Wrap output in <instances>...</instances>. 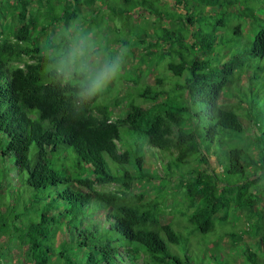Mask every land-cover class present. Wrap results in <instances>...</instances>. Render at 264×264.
Here are the masks:
<instances>
[{"label": "trees", "instance_id": "1", "mask_svg": "<svg viewBox=\"0 0 264 264\" xmlns=\"http://www.w3.org/2000/svg\"><path fill=\"white\" fill-rule=\"evenodd\" d=\"M38 1L34 4L42 7ZM171 1L176 9H184L181 21L186 20L191 30L188 35L166 30L148 48L153 51L158 45L162 50L159 62L165 60L166 69L182 78V82L168 90L161 88L160 78L156 79V86L145 84L139 96L148 100L150 107L132 103L125 116L115 119L109 105L97 104L98 96L88 100L77 95L80 77L68 82L57 77L53 65L58 56L43 50L39 36L34 35L45 28L38 29L39 24L29 9L33 2L7 0L2 14L7 22L0 28V157L13 156L17 170L14 184L23 182L35 192L65 184L56 191V199L63 206L60 211L50 212L54 204H47L36 210V216L24 211L15 213L13 209H5L8 217L0 214V237L7 235L13 239L14 236L17 242L13 239V246L22 251L21 264H72L70 249H76L79 255L90 247L98 256L94 259L90 251L86 264H195L188 254L181 256L169 251L168 244H179L180 235L172 225L173 220L162 221L163 204L167 205L168 196L180 195L187 200L184 206L187 221L201 233L212 230L215 219H224L231 206L247 208V215L264 199V184L252 190L264 175V129L256 131L261 127L256 104L263 94L262 87L255 84L256 73L241 67L243 63L238 59L235 61L231 56L214 65L204 56L205 51L214 48L215 32L203 33L202 13L224 15L221 9L230 7L233 0ZM72 2L80 5L93 0ZM245 2L248 5L241 12L252 17L254 0ZM197 3L202 5L200 15L193 13ZM208 7L214 12H208ZM69 9L70 5L59 16L65 18L66 24L76 16ZM259 20L263 23L254 34L249 53L264 57V21ZM223 23L224 18H219L211 24L216 28ZM240 29V25L235 26V33ZM244 74L248 76L242 81ZM232 83L235 84L230 86ZM226 89L236 98L235 103L220 102ZM238 112L251 123L246 130ZM123 127L125 136L121 133ZM246 132L256 134L249 143V152L241 147L230 148L224 166L213 153L221 170L212 169L208 156L213 144ZM33 143L34 160L29 157ZM203 143L206 149L201 152ZM146 144L162 150L163 157H167L163 176L146 167ZM68 149L76 154L81 169H90L88 176H63L50 166L49 158ZM104 155L118 169L112 172ZM191 159L197 161L198 167L202 164L206 167L183 170L184 173L180 170L177 177L174 171ZM221 172L252 174L236 185L226 186L220 185L216 178ZM110 184L115 187L106 188ZM133 184L140 186L138 190ZM174 184L175 188L166 192L167 195L161 194L166 185ZM154 187V195L148 197ZM2 189L4 186H0ZM168 209L171 212L172 208ZM248 225L245 230L249 233ZM255 229L250 236L259 239L264 255V232ZM245 233L227 235L235 236L240 242ZM250 249L248 246L243 254H237L235 260L242 255L245 264L252 261L255 253ZM213 258L224 264L226 256L218 252Z\"/></svg>", "mask_w": 264, "mask_h": 264}, {"label": "rangeland", "instance_id": "2", "mask_svg": "<svg viewBox=\"0 0 264 264\" xmlns=\"http://www.w3.org/2000/svg\"><path fill=\"white\" fill-rule=\"evenodd\" d=\"M37 0H30V3H36ZM43 4L31 5L29 9H32V15H34L39 27H44V31H35L34 35H38V42L43 50L48 51L53 56L59 58V53L67 46L68 41L65 36L64 26L65 18H59L62 10L70 5V11H74V16L70 21L76 19V22L86 29H89L96 37L97 41L102 42L104 51L106 53L114 55L113 48L123 46L125 49L124 54V68L121 74L110 84L103 92L98 94L97 104L109 105L110 110L113 113L115 119L125 116L128 112L129 105L136 104L141 105L144 108L150 107V102L144 97L139 96V92L145 88V84L157 85V78L162 80L161 88L168 90L172 85L182 82V78L174 76L170 71L166 69V61H160L162 50L156 48L150 50L149 44L156 41L164 31L170 33H181L182 35H188L191 27L184 18V9H176L171 0H93L91 3H74L72 0H40ZM38 1V2H40ZM196 1V0H193ZM13 2V1H12ZM252 2V1H251ZM7 0H0V28L6 25V20L2 18ZM249 3V2H248ZM82 5V6H81ZM248 5L245 0H233V4L221 10L224 15L215 13L213 15H207L202 13V31L203 33L215 32V44L214 48L210 51H205L204 56L209 58L215 65L216 63L223 62L226 59H234L235 61H241L243 65L241 67H247L253 73H256L255 84L258 88L262 87L261 98L257 101L256 108L258 111V121L261 127L256 129L257 133L264 129V57L253 56L249 53L252 40L255 32L259 29L260 24L263 23L259 18L264 21V0H254L252 9L254 15L245 16L242 14L241 9ZM250 5V4H249ZM39 6V8L37 7ZM208 9V12H214L213 8ZM121 9H124L121 11ZM190 9V5L186 7V12ZM210 10V11H209ZM202 11V5L197 3L196 9L193 11L195 14H199ZM206 11V10H205ZM200 15V14H199ZM207 15V16H206ZM206 18H205V17ZM224 18V23L214 28L211 23H215L216 19ZM28 19V17L26 18ZM25 19V20H26ZM69 21V22H70ZM21 24V22H19ZM240 25V32L235 33V26ZM152 44V45H153ZM45 45V46H43ZM155 45V44H154ZM49 48V49H48ZM158 48V49H157ZM234 55V56H233ZM169 59V58H168ZM58 59L55 60V62ZM167 60V59H166ZM240 71V70H239ZM248 76L244 74L242 81ZM241 81V82H242ZM79 82V81H78ZM246 83V80L244 81ZM232 83L230 86H233ZM247 84V83H246ZM246 85V89H247ZM173 87V86H172ZM235 90V89H234ZM229 92H231L229 90ZM227 92V89L223 91L220 98L221 103H235L236 98L232 97V94ZM171 94V96H173ZM230 95V96H229ZM248 98V97H247ZM245 98V100H247ZM117 103L118 105H115ZM235 108V107H234ZM241 121L246 128L251 126V123L246 119L241 112H238ZM254 123V121H252ZM253 130H250L252 134ZM122 136L126 135V128H121ZM248 132L240 135H230L228 138H222V143L215 142L209 149L211 153L208 156V161L212 169L221 170V167L216 162L221 161L222 166L225 165L227 159L228 150L233 147H241L249 152L250 142L254 140L255 135H250ZM250 135V136H249ZM131 138V142L133 138ZM255 137V138H254ZM124 141H126L124 139ZM261 141V138L259 142ZM206 149L205 143L201 145V152ZM36 147L33 143L30 146L29 157L34 160ZM144 151L146 155L145 165L149 171H157V174L163 176V165L167 160L164 156V152L159 149H155L152 146L144 145ZM108 168L113 172L118 169V165L111 161V159L104 155ZM50 166L58 170L60 175H75V176H88L90 169L83 170L78 165L76 154L68 149L67 151L60 150L53 158H49ZM189 160L179 165L180 169H176L174 173L177 177L184 171L200 170L201 167H206L202 164L201 167L197 166V161ZM181 170V171H180ZM184 170V171H183ZM181 173H180V172ZM15 172H17L13 156H7L5 158L0 157V186H4V189L0 191V214L4 217H8V212L5 209L14 210L15 213L24 211L25 213L34 214L37 209H42L47 204H54L51 211L57 212L62 210L63 206L60 200L56 199V191L62 190L65 187L64 183H58L56 186H48L39 192H35L29 186L23 184V182L14 184ZM80 172V173H79ZM83 172V174H81ZM259 173V172H258ZM250 172L245 175H227L225 172L218 173L220 185H236L245 180L247 176H250ZM25 177V173H24ZM262 182L253 186L252 190H258L264 184V175H262ZM175 179H173L174 181ZM8 181L11 184L3 183ZM168 182V179L167 181ZM171 184V182L169 183ZM7 185V186H6ZM13 186V187H8ZM174 186L166 185L161 194L168 193L170 189H174ZM115 184L107 185L106 188H113ZM140 186L133 184V188L138 190ZM154 189L149 190L148 197L154 195ZM166 193V195H167ZM263 195V194H262ZM264 197V196H263ZM166 204H163L165 210L162 216L163 222L171 221L174 229L180 235L179 244H168L169 251L176 252L181 256L188 254L190 259L195 264H218L214 261V258L218 252H221L222 256H226L224 264H245L244 259L240 256L237 261L235 257L237 254H243L242 252L248 246L251 247V251L254 254L252 261H248L247 264L256 262V264H264V255L260 250L259 239L250 236L254 227L264 232V199L259 200L257 206L252 211L246 214L245 207L241 209L231 206L224 219H215L214 228L207 233H201L194 229V226L187 221V212L184 206L187 200L181 198L180 195L176 197L168 196ZM34 204V205H33ZM12 205L14 207L12 208ZM33 205V206H32ZM166 206V207H165ZM25 208H27L25 210ZM50 208V207H47ZM46 208V209H47ZM168 208H172L171 212ZM3 212V213H2ZM10 213V212H9ZM12 215V214H11ZM225 215V213L223 214ZM30 218L29 216H27ZM251 217V218H250ZM249 223L248 229L252 232H247V222ZM245 233L241 237V241L235 236H228L234 234ZM11 234V233H10ZM228 234V235H227ZM235 237V238H234ZM12 238V237H11ZM13 239L14 236H13ZM7 235L0 237V246L4 248H11L9 253H14L12 259H15L20 249L14 247L15 242ZM237 239V240H236ZM239 242V243H238ZM3 248V251H6ZM93 252L94 259H97L98 254L92 250V248L85 249L84 252H80L74 249L68 251L70 257L74 259L72 264H86V258L89 252ZM73 252V255L71 254ZM16 253V255H15ZM84 253V255H82ZM79 256V257H78ZM218 261V260H217ZM55 263V262H54ZM56 263H58L56 261ZM92 264V263H89Z\"/></svg>", "mask_w": 264, "mask_h": 264}, {"label": "clouds", "instance_id": "3", "mask_svg": "<svg viewBox=\"0 0 264 264\" xmlns=\"http://www.w3.org/2000/svg\"><path fill=\"white\" fill-rule=\"evenodd\" d=\"M68 41L53 65L57 77L64 82L80 77L78 96L92 100L103 92L121 74L124 68L123 46L113 48L114 55L106 53L102 42L89 30L70 21L64 26ZM44 68V71L46 70Z\"/></svg>", "mask_w": 264, "mask_h": 264}, {"label": "crops", "instance_id": "4", "mask_svg": "<svg viewBox=\"0 0 264 264\" xmlns=\"http://www.w3.org/2000/svg\"><path fill=\"white\" fill-rule=\"evenodd\" d=\"M3 248L0 252V264H21V255H22L21 250H19L18 252L20 255L19 256L17 255L16 257H14L15 259H12L14 253L11 252L9 253V250H11V248H7V247L4 248L6 251H3Z\"/></svg>", "mask_w": 264, "mask_h": 264}]
</instances>
